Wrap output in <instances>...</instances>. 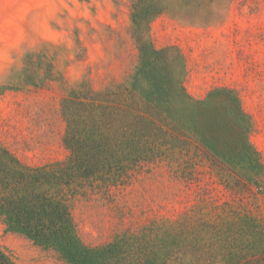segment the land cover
Masks as SVG:
<instances>
[{
  "label": "rangeland",
  "instance_id": "1",
  "mask_svg": "<svg viewBox=\"0 0 264 264\" xmlns=\"http://www.w3.org/2000/svg\"><path fill=\"white\" fill-rule=\"evenodd\" d=\"M132 1L0 0V144L22 162L39 166L67 158L64 97L130 82L139 63ZM165 3L166 11L151 23L150 40L183 51L192 98L203 99L217 87L236 91L251 116L249 138L262 166L251 170L230 161L229 136L213 122H181L184 130L195 125L211 153L229 167L186 139L187 132L168 158L140 164L126 184L84 188L73 214L90 247L149 226L207 223L224 230L241 223L245 213L264 221V0ZM191 102L181 100L179 110L186 112ZM0 249L17 264H70L56 250L9 229L2 216Z\"/></svg>",
  "mask_w": 264,
  "mask_h": 264
},
{
  "label": "trees",
  "instance_id": "2",
  "mask_svg": "<svg viewBox=\"0 0 264 264\" xmlns=\"http://www.w3.org/2000/svg\"><path fill=\"white\" fill-rule=\"evenodd\" d=\"M166 9L165 0L132 1L139 63L130 82L63 98L66 159L29 165L0 144V216L9 229L56 250L70 264H264V221L251 213L224 230L207 223L149 226L136 236L96 247L79 236L73 207L84 188L126 184L140 164L168 158L187 132L186 139L229 167L211 153L195 125L184 130L181 122H213L219 134L229 136L230 161L251 170L262 166L249 138L251 116L236 91L217 87L203 99L192 98L184 83L183 51L176 45L156 47L150 40L152 21ZM181 100L192 101L186 112L179 110ZM0 264L17 263L0 249Z\"/></svg>",
  "mask_w": 264,
  "mask_h": 264
}]
</instances>
